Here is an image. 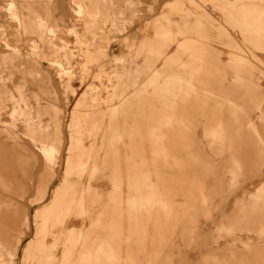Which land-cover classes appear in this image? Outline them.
<instances>
[{
    "label": "rangeland",
    "instance_id": "obj_1",
    "mask_svg": "<svg viewBox=\"0 0 264 264\" xmlns=\"http://www.w3.org/2000/svg\"><path fill=\"white\" fill-rule=\"evenodd\" d=\"M0 170L14 264H264V0H0Z\"/></svg>",
    "mask_w": 264,
    "mask_h": 264
},
{
    "label": "bare ground",
    "instance_id": "obj_2",
    "mask_svg": "<svg viewBox=\"0 0 264 264\" xmlns=\"http://www.w3.org/2000/svg\"><path fill=\"white\" fill-rule=\"evenodd\" d=\"M86 49H88V48H86ZM90 49V48H89ZM89 51V50H88ZM85 53H87L86 51H85ZM91 53V52H90ZM90 53H89V55H90ZM97 55H98V53H96ZM96 54H95V56H96ZM94 55V54H93ZM92 57V56H91ZM94 59V58H93ZM89 122V121H88ZM90 124V130H89V133H90V137L93 135V133L95 132V130H96V128H97V122H96V119L95 118H93V119H91V122L89 123ZM41 128V127H40ZM89 128V127H88ZM86 134V133H85ZM92 134V135H91ZM37 135H39V137H40V141H42L43 143H51L53 146L55 145V144H58V142L59 141H53V140H51V139H49L48 137L47 138H45V137H43L42 136V134L41 133H39V134H37ZM48 135V134H47ZM85 136V135H84ZM88 137V136H87ZM86 136H85V139L87 138ZM89 137V138H90ZM88 138V139H89ZM39 139V138H38ZM87 139V140H88ZM91 139V138H90ZM89 139V140H90ZM59 140V139H58ZM80 140H81V138H80ZM60 143V142H59ZM81 143V142H80ZM84 143V142H83ZM82 144V143H81ZM77 145V144H76ZM75 145V146H76ZM90 145V144H89ZM92 145V144H91ZM90 145V146H91ZM74 146V149L76 150V147ZM89 146V147H90ZM88 147V146H87ZM79 148V147H78ZM53 151L55 152L56 151V149L54 148L53 149ZM87 151L89 152L90 151V149L88 150V148H87ZM88 152H86V153H88ZM80 153V152H79ZM78 153V154H79ZM84 153V152H83ZM90 153V152H89ZM92 153V152H91ZM82 154V153H81ZM83 155V154H82ZM76 156V155H75ZM81 155L79 154V157H80ZM89 156V155H88ZM76 157H78V155L76 156ZM83 157H85V154H84V156ZM90 158V157H89ZM92 159H91V161H92V166L93 165H95L96 164V153H95V155L93 156V157H91ZM72 159H73V157H72ZM78 159V158H77ZM76 159V160H77ZM81 159H82V157H81ZM89 160V159H88ZM70 161H73V160H69V163H71ZM82 161V160H81ZM88 162V161H87ZM82 163V162H81ZM28 164V160H27V158H25V157H19V166H24V165H27ZM87 164V163H86ZM75 165V164H74ZM69 166V165H68ZM71 166V165H70ZM87 166V165H86ZM91 166V165H90ZM74 167V166H73ZM83 167H85V166H83ZM68 169V168H67ZM81 169V168H80ZM83 169V168H82ZM88 170V169H87ZM30 173V172H29ZM28 173V174H29ZM28 174H27V177H28ZM70 174V173H69ZM70 176V175H69ZM31 179V178H30ZM0 185H2V186H6L7 185V183H6V178H5V176H4V171H1L0 170ZM23 185V184H22ZM42 186V185H41ZM43 187H44V185H43ZM42 187V188H43ZM49 187V186H48ZM26 192V191H25ZM67 193H68V187L66 186V183H65V186H63V188H61V190H60V192L57 194V196H56V199H55V201L52 203V215L53 216H50V214H49V211H48V208L46 207V208H43L42 210H40V215L41 216H39V218H44V220L41 222V224H40V229H39V234H40V238H41V241H40V245L41 246H43V245H45V243L46 242H48V240H49V238H48V235H47V232H48V230H49V228H50V225L52 224V223H54V221H55V218H57L60 214H61V212L63 213V212H65L64 213V215H70L71 213H72V210H73V207L75 206L76 207V210H77V213L79 212V213H81V215L82 214H84V213H86L87 212V209H88V201H87V199H88V192H87V190H86V188H84V187H82L81 188V190H80V192H79V195H78V197H76V199L73 201L72 200V198H70V199H68L67 201H63V198L64 197H66V195H67ZM55 196V195H54ZM75 213V212H74ZM52 217V218H51ZM37 219H38V216H37ZM39 220V219H38ZM23 222V221H22ZM64 224L66 225V226H70L71 224H72V220H65L64 221ZM21 240H20V237L18 238V240L15 242V244L14 245H10V246H6V245H3V244H1L0 243V247L2 248V253L0 254V264H14V257L16 256V248L18 247V243L20 242ZM40 255L38 254V257H39ZM37 264H43V262H41V261H39V262H37Z\"/></svg>",
    "mask_w": 264,
    "mask_h": 264
},
{
    "label": "crops",
    "instance_id": "obj_3",
    "mask_svg": "<svg viewBox=\"0 0 264 264\" xmlns=\"http://www.w3.org/2000/svg\"><path fill=\"white\" fill-rule=\"evenodd\" d=\"M151 136H154V135H152V134H150V133H145L144 135H142V136H137L138 138H139V141H135L134 140V142L132 141V144H133V155L135 156V157H137V156H140V155H142L143 153H141V154H137V149L138 148H140V149H142V145H141V141H140V139H142V138H149V137H151ZM149 142V141H148ZM143 143H144V146L146 147V143H147V141L146 140H144L143 141ZM147 153H145V155H146ZM142 158V157H141ZM133 159V158H132ZM135 159V158H134ZM134 159L132 160V162L133 163H135V164H137V163H139V160H136V161H134ZM152 161H153V159H152ZM141 163H143L142 161H141Z\"/></svg>",
    "mask_w": 264,
    "mask_h": 264
}]
</instances>
